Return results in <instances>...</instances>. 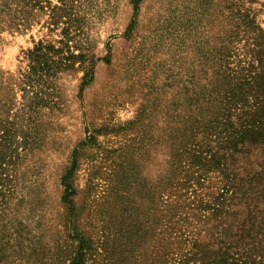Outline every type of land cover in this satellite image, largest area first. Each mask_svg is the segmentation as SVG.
Returning a JSON list of instances; mask_svg holds the SVG:
<instances>
[{
	"label": "rangeland",
	"instance_id": "rangeland-1",
	"mask_svg": "<svg viewBox=\"0 0 264 264\" xmlns=\"http://www.w3.org/2000/svg\"><path fill=\"white\" fill-rule=\"evenodd\" d=\"M226 5L227 0H31V13L22 16L31 25L1 33V69L15 73L22 51L31 48V138L16 166L15 194L4 217L3 243L13 256L1 264H70L79 246L69 234L74 228L91 241L83 264H159L146 235L133 246L135 237L129 240L126 232L130 223L139 233L145 227L142 214L130 217L137 211L126 210L137 204L144 211L148 183L144 148L137 156L134 148L144 133L157 132L161 114L156 108L151 116V103L172 98L192 53L219 40L214 38L222 33ZM14 89L19 99L21 91ZM75 148L70 206L60 200L58 182ZM131 157L127 172L117 174L116 165ZM117 221L128 229L118 233Z\"/></svg>",
	"mask_w": 264,
	"mask_h": 264
},
{
	"label": "trees",
	"instance_id": "trees-1",
	"mask_svg": "<svg viewBox=\"0 0 264 264\" xmlns=\"http://www.w3.org/2000/svg\"><path fill=\"white\" fill-rule=\"evenodd\" d=\"M27 13L31 0H0V40L2 32L29 27ZM222 15L219 40L192 53L172 98L151 103V116L156 108L161 114L157 132L144 133L134 148L135 155L144 148L148 183L144 211L137 204L126 210L142 214L145 227L139 233L138 225L117 221L118 233L127 228L133 246L146 235L159 264H264V0H227ZM22 53L15 73L0 67V264L13 256L3 243L4 217L31 138V48ZM75 153L58 182L70 206ZM131 160L115 172H127ZM69 234L79 243L70 264H83L91 241L76 228Z\"/></svg>",
	"mask_w": 264,
	"mask_h": 264
}]
</instances>
